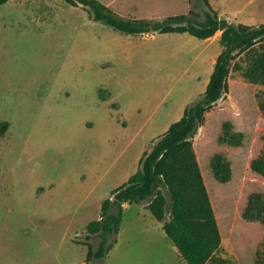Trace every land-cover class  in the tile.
I'll return each instance as SVG.
<instances>
[{
	"label": "rangeland",
	"instance_id": "obj_1",
	"mask_svg": "<svg viewBox=\"0 0 264 264\" xmlns=\"http://www.w3.org/2000/svg\"><path fill=\"white\" fill-rule=\"evenodd\" d=\"M100 1L123 17L203 19L197 0ZM214 3L220 12L240 9L244 15L257 4ZM241 18L246 17L229 21ZM263 19L253 15L250 25ZM219 37L220 32L209 39L188 33L122 34L65 0L0 5V122L9 125L0 136V264H80L86 259L88 223L99 219L103 201L138 169L142 154L200 98L222 49ZM244 67L240 56L232 62L229 90L209 115L218 122L205 133L200 127L192 143L207 165L216 153L232 162L240 147L233 150L216 139L224 121L231 120L236 129L234 119L246 115L242 147L247 158L235 159L230 182H209L214 203L229 202L238 226L237 235L225 232L214 257L254 264L258 248L264 264V224L242 217L248 196L264 195V177L247 164L263 146L258 103H264V85L247 82ZM202 138L207 147H199ZM161 189L169 202L167 189ZM134 207L146 213L147 201ZM148 213L152 222L133 210L124 212V224L131 226L122 243L127 255H139L140 264H186L181 256L182 262L172 257ZM135 226L138 231L130 233ZM241 230L253 236L254 244L250 257L238 259L234 248ZM88 242L96 248L99 237Z\"/></svg>",
	"mask_w": 264,
	"mask_h": 264
},
{
	"label": "trees",
	"instance_id": "obj_2",
	"mask_svg": "<svg viewBox=\"0 0 264 264\" xmlns=\"http://www.w3.org/2000/svg\"><path fill=\"white\" fill-rule=\"evenodd\" d=\"M7 1L0 0V5ZM65 1L72 6L87 9L95 22H101L122 34L188 33L199 39H208L220 32L219 42L222 46L200 98L185 107L179 120L171 123L151 150L142 154L138 169L103 201L99 219L88 223L85 237L87 254L82 264H93L95 260L103 259L108 254L117 242L123 203L141 201H147V209L162 224L164 233L186 264H208L210 261L214 264H238L214 257L225 232L237 235L238 226L233 222L229 202L222 205L214 203L210 193L213 188L209 182H230L235 159L247 158L242 147L245 131L242 127L246 128L247 117L242 114L234 119L236 129L231 120L224 121L216 139L218 144L230 146L233 150L240 147L237 154L232 156V162L221 153L214 154L208 165L204 160L199 161L192 138L200 127L205 133L211 122H218L216 118H209V115L211 116L213 105L229 90L228 75L231 64L237 57L240 56L245 64L242 77L251 84L264 85V24L254 26L229 21L217 14L209 0H197L203 17L201 20L192 19L187 14L162 19L129 18L117 14L100 0ZM258 108L264 117V103H258ZM8 127L7 122H0V136ZM206 135L208 137V131ZM202 139L199 147H207L205 139ZM260 139L263 142L261 151L250 157L247 164L250 171L264 177V135ZM162 187L167 189L169 202ZM211 192L218 195L217 191ZM216 199L223 200L221 196ZM263 206L264 195L251 193L242 213L243 219L264 224ZM222 209L226 215L221 213ZM93 235L99 237L96 248L88 242ZM250 237L253 236L245 235L241 230L242 239L236 241L234 248L238 259L245 258L248 253L251 256L254 242ZM259 255L257 248L254 252V264H261Z\"/></svg>",
	"mask_w": 264,
	"mask_h": 264
},
{
	"label": "crops",
	"instance_id": "obj_3",
	"mask_svg": "<svg viewBox=\"0 0 264 264\" xmlns=\"http://www.w3.org/2000/svg\"><path fill=\"white\" fill-rule=\"evenodd\" d=\"M255 1L257 2L256 6H255V11L254 12H248L250 14H247V15H244L243 12L240 9H237V10L233 11L232 13L220 12L218 10V8H217L218 6H216V4L214 3V0H209V3L211 4L212 8L217 12V14L220 17H224V18L229 20V19H232V18L234 19V16H238V17L239 16L240 17L243 16V17H246V18L245 19L241 18V19H239V22H236V23H243V24L250 25L252 23L251 19H252L253 15H255V16L264 15V0L263 1L255 0ZM233 22H235V21H233ZM260 23L264 24V19ZM212 61H213V64H214L215 59L213 58ZM136 204H138V203H129V202L123 203V209H124L123 210V214L128 209L129 210H133V212H135L136 214H143L145 217H148L149 221L152 222V220L149 217L150 215L148 213V209H146V213H144V212L140 211L139 209H137L136 207H134ZM130 227L131 226L125 225L124 224V219H122V222H121V225L119 227L118 234H117V242L114 245V247L108 252V254L103 258V260H104L103 264H140L141 259L139 257H136V256H139V255H136V256L127 255V253L125 252L124 248L122 247V243H123L124 239L126 238L125 235H126V233H127V231L129 230ZM137 228H138L137 226H135V229L131 228L132 231L130 233H136L138 231ZM153 230L155 231L156 235H158V237L160 239H162L166 244H168L167 247H168L169 251L171 252L172 257L175 260L178 259V258H180V260H181V257L179 255L177 249L174 247L172 242L167 238L166 234L164 233V231L162 229V224L160 222H158L156 219L153 222ZM167 242H169V243H167ZM166 252H167V250H166ZM84 261L85 260L80 262V264H82ZM181 262H182V260H181ZM142 264H144V262H142Z\"/></svg>",
	"mask_w": 264,
	"mask_h": 264
}]
</instances>
